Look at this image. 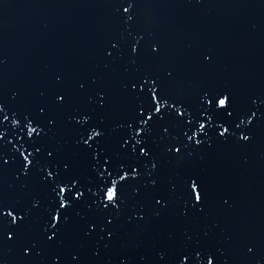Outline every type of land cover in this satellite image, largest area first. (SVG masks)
<instances>
[{"label": "water", "instance_id": "1", "mask_svg": "<svg viewBox=\"0 0 264 264\" xmlns=\"http://www.w3.org/2000/svg\"><path fill=\"white\" fill-rule=\"evenodd\" d=\"M129 6L131 19L123 12ZM169 70L180 87H169L166 94L188 106L189 114L198 109L197 97L205 90L228 92L244 103L264 94V0H0V103L7 105L5 112L18 109L27 115L55 91H67L74 105L86 109L97 93L113 95L128 78L151 73L166 80ZM124 118L126 112L117 108L105 121L106 146H114L121 134L116 121ZM51 142L65 147L67 139L57 135ZM185 153L186 165L213 192L208 212L196 223L183 218L178 189L169 194L171 206L159 218L149 207L144 222L129 224L130 204L114 224L117 240L101 248L99 257L85 249L84 264H117L118 256H127L126 264H138L141 257L143 264H158L153 248L160 233L170 229L178 243L185 242V229L193 234L192 243L200 236L218 250L219 264H264V136L249 146L216 143ZM14 183L11 172L0 176L5 195L22 194L19 185L9 188ZM32 191L39 195L38 189ZM33 219L39 222V214ZM204 230L208 237L202 236ZM245 243L255 245L254 256L246 254ZM0 260L26 264L8 246L0 248Z\"/></svg>", "mask_w": 264, "mask_h": 264}, {"label": "snow or ice", "instance_id": "2", "mask_svg": "<svg viewBox=\"0 0 264 264\" xmlns=\"http://www.w3.org/2000/svg\"><path fill=\"white\" fill-rule=\"evenodd\" d=\"M123 12L131 19L130 6ZM157 51L152 48L153 54ZM169 87H180L172 70L166 80L151 73L128 78L113 95L97 93L86 109L74 105L67 91L53 92L47 103L36 104L27 115L18 109L5 112L7 105L0 103V176L11 172L15 183L9 188L19 185L22 192L5 195L0 188V248L17 251L26 264H84L85 249L99 257L101 248L109 249L117 240L114 224L130 204L127 222L140 224L146 208L157 218L169 209V194L178 189L182 217L196 223L204 216L213 192L186 165L185 149L256 143L264 136V94L244 103L231 93L205 90L197 97L198 109L189 114L188 106L166 94ZM72 107L76 110L66 112ZM117 108L126 112V118L116 121L121 134L108 147L105 121ZM57 135L67 139L65 147L51 142ZM36 214L39 222H34ZM208 235L207 230L202 232L203 237ZM160 237L153 248L158 264H219L218 250L207 247L200 236L192 243L187 229L184 243L176 241L171 229ZM243 248L248 255L256 254L253 244ZM127 259L118 256L117 264H126ZM138 264H143V257Z\"/></svg>", "mask_w": 264, "mask_h": 264}]
</instances>
